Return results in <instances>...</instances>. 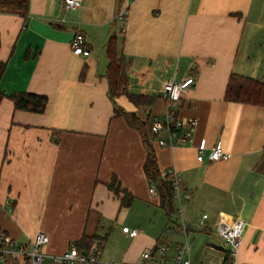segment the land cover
I'll list each match as a JSON object with an SVG mask.
<instances>
[{
	"label": "crops",
	"instance_id": "0c3cea01",
	"mask_svg": "<svg viewBox=\"0 0 264 264\" xmlns=\"http://www.w3.org/2000/svg\"><path fill=\"white\" fill-rule=\"evenodd\" d=\"M64 1L29 0L25 15L0 11L6 62L0 89L48 96L43 112L16 108L7 96L0 102V231L25 241L44 230L51 254L90 240L100 245L93 236H104L111 223L114 236L106 234L100 246L104 259L134 262L155 247L168 217L159 194L149 191L142 135L115 107L148 119L150 133L152 116L164 115L160 87L193 74L179 108L181 117L198 119L193 142L151 143L160 172L176 168L190 193L181 205L190 256L200 254L191 259L210 264L207 255L218 253L223 263L216 225L241 218L237 262L264 264V105L224 96L231 73L264 81V0H82L76 9ZM78 31L90 49L86 56L70 46ZM111 35L129 62V91L153 96L151 104L135 105L125 94L111 98ZM202 143H219L231 156L199 162ZM114 177L119 185L110 186ZM127 193L132 201L121 207ZM203 212L207 226L199 229ZM124 225L138 234L128 235ZM185 236L176 228L169 239L177 244Z\"/></svg>",
	"mask_w": 264,
	"mask_h": 264
},
{
	"label": "built area",
	"instance_id": "2783aa9c",
	"mask_svg": "<svg viewBox=\"0 0 264 264\" xmlns=\"http://www.w3.org/2000/svg\"><path fill=\"white\" fill-rule=\"evenodd\" d=\"M82 0H65L66 8L76 9L81 5ZM128 11L123 9L120 17L127 19ZM73 53L88 55L90 49L84 33L78 31L70 41ZM195 84V76L189 74L183 79H170L164 82L159 89V96L164 100L165 110L163 117L153 115L150 126L151 143L159 146H181L191 144L194 139V132L198 119L196 117L184 118L179 115L182 98L185 92ZM231 154L224 150L221 144L215 143L211 146L201 144L197 146L196 159L199 162L207 160L209 162L221 159H228ZM169 178L173 188V200L175 205V217L177 224L169 222L165 227L158 243L155 247L145 249L134 262L110 261L101 255V247L98 243L92 244L87 249H78L75 245L69 247L62 253H46L45 246L49 242V235L44 230H39L33 237L21 241L7 232L0 231V264L13 260L22 264H43L46 257L49 264H205L203 261H194L190 256V244L187 239L188 224L183 217L181 205L182 198H188L190 193L182 189V177L180 172L170 167L161 173ZM149 191L158 194L155 182L149 183ZM7 205H11L8 200ZM209 215L203 212L198 220V228L204 229L207 226ZM245 221L236 218L232 221L220 219L216 225V230L222 238L226 249L229 251V258L222 264H239L237 255L241 244L242 232ZM179 228L186 235L185 239L174 244L169 239V234ZM122 230L130 236H136L139 232L137 228L124 225Z\"/></svg>",
	"mask_w": 264,
	"mask_h": 264
},
{
	"label": "trees",
	"instance_id": "16d2710c",
	"mask_svg": "<svg viewBox=\"0 0 264 264\" xmlns=\"http://www.w3.org/2000/svg\"><path fill=\"white\" fill-rule=\"evenodd\" d=\"M29 0H0L1 12H12L20 15H25L28 11ZM107 54L108 65L106 70V76L109 83V94L111 98L125 94L135 105L151 104L154 97L144 93L131 92L128 89V67L129 62L125 56L118 50L117 40L115 35H111L107 42ZM6 68V62L0 60V80L3 76ZM9 97L14 101L16 108L26 109L35 112H43L46 109L48 103V96L42 93H36L31 91H23L18 93L6 94L0 89V102L2 98ZM225 99L230 101H238L245 103H252L258 105H264V81L255 77L244 76L238 73H231L227 85L225 88ZM115 114H120L125 119L137 128L144 140L147 147V156L144 162V169L150 182H155L159 194L160 207H162L168 217V222H174L177 224V218L175 217V203L173 200V188L171 181L168 177L162 176L157 166L156 155L151 144L149 130L147 128V120L139 117L134 111H126L121 107H115ZM114 183L119 185V182L114 177L110 182V186ZM118 189L115 188V190ZM132 201V194L127 193L121 201V207L129 206ZM94 238L98 239L100 246L106 239L107 235H94ZM86 243V242H84ZM87 246L75 245L78 249H87L92 244V240L86 243ZM85 244V245H86ZM229 258V251L224 247V259L226 261Z\"/></svg>",
	"mask_w": 264,
	"mask_h": 264
},
{
	"label": "rangeland",
	"instance_id": "374dc122",
	"mask_svg": "<svg viewBox=\"0 0 264 264\" xmlns=\"http://www.w3.org/2000/svg\"><path fill=\"white\" fill-rule=\"evenodd\" d=\"M157 211H159V209L157 208L156 209ZM163 210V209H162ZM163 211H165V210H163ZM136 212V211H135ZM151 213H153V211L151 212ZM164 214H165V212H164ZM135 215H134V212H129V215H128V220L130 221V218L131 217H134ZM166 217V216H165ZM155 220H156V218H155ZM122 224V223H121ZM111 223H109V224H106L105 225V227H104V229L102 230V231H104V233L103 234H107L108 236H110V238H109V240H112V238H113V236H114V233H112V231L110 230L111 229ZM121 228V227H120ZM111 234V235H110ZM118 234V233H117ZM116 234V235H117ZM108 236H107V239H108ZM118 238V237H117ZM108 240V241H109ZM218 241H219V245L221 246V252L220 253H222V251H223V248H224V242H223V240H221L220 239V237H218ZM200 254H194V255H191V256H193V257H198ZM221 254H218V253H210V254H208L207 256H208V259H209V263L210 264H221L222 263V257L220 256ZM192 257V258H193Z\"/></svg>",
	"mask_w": 264,
	"mask_h": 264
}]
</instances>
